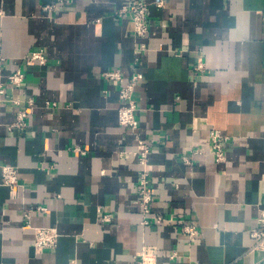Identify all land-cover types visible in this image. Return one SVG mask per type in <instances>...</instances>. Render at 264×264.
Listing matches in <instances>:
<instances>
[{
  "label": "crops",
  "instance_id": "1",
  "mask_svg": "<svg viewBox=\"0 0 264 264\" xmlns=\"http://www.w3.org/2000/svg\"><path fill=\"white\" fill-rule=\"evenodd\" d=\"M130 1L0 0V84L25 73L0 97V171L13 165L20 178L0 182V264H129L145 245L159 248L158 264H264L251 235L264 208V0H142L146 38L120 13ZM37 49L45 65L28 60ZM107 70L144 74L137 118L163 223L141 224L124 82ZM29 98L27 127L10 129ZM215 130L230 137L224 162L210 153ZM37 205L47 210L26 220ZM191 222L194 242L182 229ZM38 226L58 228L56 248L36 250Z\"/></svg>",
  "mask_w": 264,
  "mask_h": 264
},
{
  "label": "built area",
  "instance_id": "2",
  "mask_svg": "<svg viewBox=\"0 0 264 264\" xmlns=\"http://www.w3.org/2000/svg\"><path fill=\"white\" fill-rule=\"evenodd\" d=\"M163 1L158 2V6H162ZM52 6H45V10H51ZM120 13L127 14L133 23V35L137 38H146L149 34V16H150V4L142 0H134L126 3L120 10ZM147 48L146 43H140L139 50L143 51ZM30 62H38L42 65L47 63V55L45 50H34L27 56ZM136 61L139 57L135 58ZM196 70L204 71L205 64L199 62L195 66ZM105 78L124 82V85L118 90V97L122 101L119 106V122L122 126L129 129L136 138L137 148L135 155L138 160V164L141 169L138 176V199L137 203L141 208L143 218L141 220L142 225H148L152 222L163 223L166 221L162 214L152 215V202L155 199L153 186L151 184V171L149 168V155L151 153L152 145L147 142L140 131L139 122L137 118V100L135 98V91L137 86L144 78L142 72H134L128 78H124L119 70H107L104 74ZM6 80L14 86H21L25 81V73L21 69L11 71L7 74ZM4 82L0 84V97L5 94ZM17 104H22L20 100H14ZM21 109L18 111V119L16 122L9 126L10 129L25 128L28 124L31 109L35 105V100L29 98L25 101ZM53 106L57 104L52 103ZM230 139L229 135L223 134L220 130H215L211 134L210 139V153L214 156L217 162H224L227 159L226 155V142ZM72 150H76L85 153V150L80 146H71ZM202 149L193 150L192 155L200 154ZM192 157V156H191ZM185 156L184 161L190 163L192 158ZM19 172L17 167L4 164L1 166L0 182L10 186L16 187L19 184ZM47 208L43 205H37L32 207L29 211L24 213L26 220L31 218L32 211L42 213ZM107 216H104L106 218ZM258 228L251 231L252 237L255 239V245L252 250L264 251V208L261 209L260 217L258 219ZM30 226V223L27 222ZM183 231L187 235L190 242H194L199 235L198 225L194 222L184 223ZM60 233L57 227L54 226H38L35 227V240L34 247L38 251H43L50 248H56L59 243ZM159 248L155 245H145L142 252L135 256L129 264H158ZM72 264H79L77 260H73Z\"/></svg>",
  "mask_w": 264,
  "mask_h": 264
}]
</instances>
